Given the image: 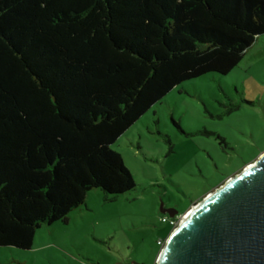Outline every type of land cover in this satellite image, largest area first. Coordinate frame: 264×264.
I'll list each match as a JSON object with an SVG mask.
<instances>
[{"label":"trees","instance_id":"obj_1","mask_svg":"<svg viewBox=\"0 0 264 264\" xmlns=\"http://www.w3.org/2000/svg\"><path fill=\"white\" fill-rule=\"evenodd\" d=\"M262 35L264 0H0V247L134 189L117 139Z\"/></svg>","mask_w":264,"mask_h":264},{"label":"rangeland","instance_id":"obj_2","mask_svg":"<svg viewBox=\"0 0 264 264\" xmlns=\"http://www.w3.org/2000/svg\"><path fill=\"white\" fill-rule=\"evenodd\" d=\"M112 148L135 188L112 200L89 191L67 223L38 228L30 249L0 247V264H158L181 218L264 154V35L228 74L174 87ZM166 208L174 228L161 221Z\"/></svg>","mask_w":264,"mask_h":264},{"label":"water","instance_id":"obj_3","mask_svg":"<svg viewBox=\"0 0 264 264\" xmlns=\"http://www.w3.org/2000/svg\"><path fill=\"white\" fill-rule=\"evenodd\" d=\"M254 165L190 209L158 264H264V154Z\"/></svg>","mask_w":264,"mask_h":264},{"label":"built area","instance_id":"obj_4","mask_svg":"<svg viewBox=\"0 0 264 264\" xmlns=\"http://www.w3.org/2000/svg\"><path fill=\"white\" fill-rule=\"evenodd\" d=\"M168 217H169L168 219H167V217H165V216L162 217V218H161V221H162V222H166V221H168L169 225L172 226V228H174V227L177 225V221H178V219H179L178 216H175V217H170V216H168ZM181 220H182V218H181ZM162 241H163V240H158V241H157V244H158V245H162Z\"/></svg>","mask_w":264,"mask_h":264},{"label":"bare ground","instance_id":"obj_5","mask_svg":"<svg viewBox=\"0 0 264 264\" xmlns=\"http://www.w3.org/2000/svg\"><path fill=\"white\" fill-rule=\"evenodd\" d=\"M254 166H255L254 164H250V165L247 166V168H248V167H254ZM186 215H187V214H186ZM186 215L183 216L181 222L186 218ZM172 235H173V233L169 236V238H170Z\"/></svg>","mask_w":264,"mask_h":264},{"label":"flooded vegetation","instance_id":"obj_6","mask_svg":"<svg viewBox=\"0 0 264 264\" xmlns=\"http://www.w3.org/2000/svg\"><path fill=\"white\" fill-rule=\"evenodd\" d=\"M166 209H167V208H166ZM168 209H169L170 212H172V213L174 212V210H172L171 208H168ZM165 214L168 215L167 212H165Z\"/></svg>","mask_w":264,"mask_h":264}]
</instances>
